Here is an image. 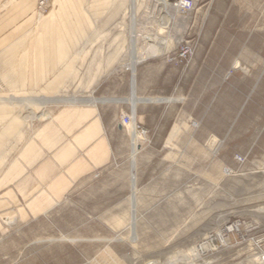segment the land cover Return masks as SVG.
<instances>
[{
	"label": "rangeland",
	"instance_id": "374dc122",
	"mask_svg": "<svg viewBox=\"0 0 264 264\" xmlns=\"http://www.w3.org/2000/svg\"><path fill=\"white\" fill-rule=\"evenodd\" d=\"M175 1L136 0L134 11L131 0L101 2L113 7L115 20L158 21L156 26L116 25L101 31L116 40L124 34L128 38L129 30L145 35L138 50L151 49L145 53L150 61L177 71L179 89L176 96H166L162 76L155 75L148 100L159 123L140 125L145 135L136 131L134 151L130 129L128 148L117 152L110 165L75 183L44 216L15 224L20 229L16 244L0 264H262L264 0H223L219 13L217 0H209L208 9L197 15L173 11ZM49 9L50 4L42 13ZM195 19L199 24L190 25ZM187 33L194 36V52L179 58L175 47ZM113 46L117 49L118 42ZM170 54L173 60H167ZM50 62V73L64 69L65 78L64 85L50 81V113L74 102L57 98L75 96L82 103L96 97L97 83L116 71L94 84L101 72L95 70L96 59ZM165 100L171 102L166 109ZM14 149L9 145L4 154ZM232 222L239 233H225ZM218 234L227 237L225 243Z\"/></svg>",
	"mask_w": 264,
	"mask_h": 264
},
{
	"label": "crops",
	"instance_id": "0c3cea01",
	"mask_svg": "<svg viewBox=\"0 0 264 264\" xmlns=\"http://www.w3.org/2000/svg\"><path fill=\"white\" fill-rule=\"evenodd\" d=\"M77 1L51 0L50 9L38 19L36 0H0V260L10 256L8 250L16 244L20 229L15 224L47 214L75 183L107 167L117 152L128 148L129 130L121 124L120 114H132L139 126L159 123L148 100L155 75L162 76L166 96H176L179 89L177 71L150 61L145 53L151 49L138 50L137 44L148 39L145 35L133 30V49L130 30L128 38L124 34L117 40L101 31L116 25L156 26L158 21L115 20L113 7L102 6L105 0ZM216 6L221 12L223 0ZM83 26L91 30L82 31ZM75 27L78 30H72ZM68 51L71 54H65ZM65 58L96 59L95 70L101 72L94 76V84L108 71H116L97 83L96 97L82 103L75 102L79 99L75 96L57 98L54 101L74 102L58 105L50 113V81L64 85L65 80L64 69L50 73V61ZM124 70L136 72L129 75ZM161 103L166 109L171 102ZM12 144L14 151L5 155L4 149Z\"/></svg>",
	"mask_w": 264,
	"mask_h": 264
},
{
	"label": "built area",
	"instance_id": "2783aa9c",
	"mask_svg": "<svg viewBox=\"0 0 264 264\" xmlns=\"http://www.w3.org/2000/svg\"><path fill=\"white\" fill-rule=\"evenodd\" d=\"M51 0H36V9L39 13L44 12L49 4H50ZM209 0H176L174 3V8L173 11L175 12H180V13H193L195 15H197V12H199V14L202 12V10L204 9H208L209 6ZM1 13V10H0ZM194 16V15H193ZM202 21H200V25H201ZM174 24V23H173ZM193 24H199L198 20H191L190 25ZM187 25V24H186ZM185 30H188V26L185 28ZM194 33V31H193ZM195 35V34H194ZM195 39L193 35L190 34H186V36H184V39H181L177 46L175 47L176 49H178V57L182 58V56H190L191 54H193L194 52V47H195ZM176 56V55H175ZM174 59L173 55H168L167 60H173L170 58ZM133 115L132 114H128V113H123L120 116V121L121 124L128 130L133 128V125H135V128L138 129L136 130L137 132L141 133L142 135H145V130L140 127L137 126L136 123L134 122L133 119ZM225 233L229 234V233H239V228H238V224L236 222H232L229 224V226L225 227L224 229ZM220 236V234H218ZM218 236V237H219ZM261 240L264 241V232L261 235ZM221 240L222 242L225 243V241L227 240V237L224 236V234H221ZM261 263L264 264V255L261 256Z\"/></svg>",
	"mask_w": 264,
	"mask_h": 264
},
{
	"label": "bare ground",
	"instance_id": "6f19581e",
	"mask_svg": "<svg viewBox=\"0 0 264 264\" xmlns=\"http://www.w3.org/2000/svg\"><path fill=\"white\" fill-rule=\"evenodd\" d=\"M131 3H132V7H133V9H132V11H134L135 9H134V5H135V0H131ZM159 3H156V5H158ZM173 6H174V4H173ZM35 8H36V4H35ZM43 15V13H40L39 15H38V18L40 17V16H42ZM154 20V19H153ZM131 35L132 36H134L133 37V42H132V47H133V49H134V46H135V44H136V34H133V33H131ZM58 100V99H57ZM68 100V99H67ZM66 100V101H67ZM77 100V99H76ZM59 101V100H58ZM64 101V100H63ZM62 102V101H61ZM131 134H132V150L134 151L135 150V140H136V130H135V127H134V125H133V129H132V132H131ZM133 189H134V186H133ZM220 236H221V234H220ZM202 242H205V239L202 241ZM204 243H200V245H203ZM201 248V247H200ZM148 261H157L156 259H151V260H148ZM161 264V263H160Z\"/></svg>",
	"mask_w": 264,
	"mask_h": 264
},
{
	"label": "water",
	"instance_id": "95a60500",
	"mask_svg": "<svg viewBox=\"0 0 264 264\" xmlns=\"http://www.w3.org/2000/svg\"><path fill=\"white\" fill-rule=\"evenodd\" d=\"M238 66H239V62L236 61V64H235L234 68H237ZM137 148H140V145H137Z\"/></svg>",
	"mask_w": 264,
	"mask_h": 264
}]
</instances>
